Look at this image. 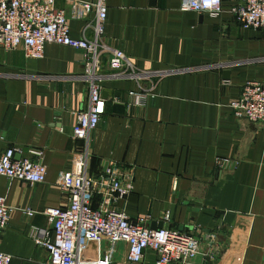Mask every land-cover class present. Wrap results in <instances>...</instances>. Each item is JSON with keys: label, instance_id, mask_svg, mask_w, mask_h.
I'll use <instances>...</instances> for the list:
<instances>
[{"label": "crops", "instance_id": "crops-1", "mask_svg": "<svg viewBox=\"0 0 264 264\" xmlns=\"http://www.w3.org/2000/svg\"><path fill=\"white\" fill-rule=\"evenodd\" d=\"M180 1L106 0L107 49L122 51L138 71L174 72L141 103L129 95L139 92L136 81L112 77L103 55L105 113L89 134L87 170L96 176L112 164L133 167V192L116 210L131 219L148 216L150 229L218 232L224 248L215 264H264V128L234 118L230 107L246 82H264V35L235 22L230 10L240 0H222L217 17L182 12ZM54 8L65 12L72 38L92 39L93 11L73 19L68 0H54ZM83 62L81 50L64 46L46 45L41 59L0 47V155L20 148L21 157L34 160L27 151L41 150L47 167L38 184L0 177L10 209L0 252L9 264L48 260L33 234L51 228L45 209L67 205L56 179L83 147L71 138L76 114L89 103ZM222 161L229 168L219 167ZM88 248L92 254L95 246ZM108 248L100 244L102 257ZM113 249L111 264H130L126 244ZM154 262L147 250L137 264ZM196 262L210 264L200 256Z\"/></svg>", "mask_w": 264, "mask_h": 264}, {"label": "built area", "instance_id": "built-area-1", "mask_svg": "<svg viewBox=\"0 0 264 264\" xmlns=\"http://www.w3.org/2000/svg\"><path fill=\"white\" fill-rule=\"evenodd\" d=\"M71 18L83 19L95 13L93 37L74 39L69 34L64 11L54 8V0H0V47L5 51L22 48L25 58H43L44 48L52 44L81 50L84 53L82 78L88 88L89 103L86 110L76 114L71 138L81 141V151L74 154L67 168L61 170L56 184L67 197L66 207L47 208L43 214L50 223L49 231H37L34 242L48 253L46 264H111L114 245L127 246V261L137 264L150 250L155 255L154 264H198L200 256L215 264L223 244L218 232L203 236L200 231L190 232L170 228L150 229L148 216L128 217L116 210L118 200L125 199L134 189V168L116 164L104 173H88V138L105 113L102 96V57L108 55L112 77L136 81L139 92H130L143 103L160 78L174 71H138L120 50H109L103 43V28L107 15L106 0L80 2L68 0ZM179 10L192 11L217 17L222 12V0H181ZM235 22L243 29L260 31L264 35V0H240L231 8ZM147 82L151 87L145 89ZM234 118L245 120L264 128V82L249 81L242 87L239 99L230 103ZM34 157H21L20 148H9L0 155V177L30 185L45 180L47 167L42 162V151L29 149ZM16 155L19 156L16 159ZM227 161H222L223 168ZM95 199H98L94 206ZM10 209L6 198L0 197V233L6 228ZM32 216L29 210L22 211ZM168 220V215H165ZM203 240L207 249L202 252ZM109 243L105 256L100 244ZM95 246L92 254L89 245ZM11 257L0 252V264H9Z\"/></svg>", "mask_w": 264, "mask_h": 264}, {"label": "water", "instance_id": "water-1", "mask_svg": "<svg viewBox=\"0 0 264 264\" xmlns=\"http://www.w3.org/2000/svg\"><path fill=\"white\" fill-rule=\"evenodd\" d=\"M224 75L226 76L225 79H227V75H228L227 72H225ZM229 166H230V164H226L223 168L227 169V168H229ZM172 213H173V208L170 211V214H172Z\"/></svg>", "mask_w": 264, "mask_h": 264}]
</instances>
